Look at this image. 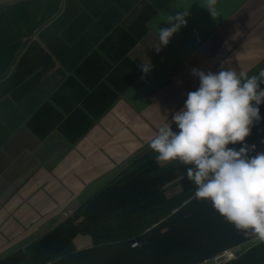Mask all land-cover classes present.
Here are the masks:
<instances>
[{"label":"crops","instance_id":"0c3cea01","mask_svg":"<svg viewBox=\"0 0 264 264\" xmlns=\"http://www.w3.org/2000/svg\"><path fill=\"white\" fill-rule=\"evenodd\" d=\"M185 11L157 52L159 29ZM214 12L207 0H0V260L150 150L199 87L191 69H264V0H217Z\"/></svg>","mask_w":264,"mask_h":264},{"label":"clouds","instance_id":"9594fccd","mask_svg":"<svg viewBox=\"0 0 264 264\" xmlns=\"http://www.w3.org/2000/svg\"><path fill=\"white\" fill-rule=\"evenodd\" d=\"M216 2L207 0L212 16ZM187 16L185 11L168 17L169 27L158 31L157 52L187 25ZM151 69V63L142 66L146 74ZM191 74L199 87L187 93L172 124L160 126L149 147L158 162L187 166L195 198L210 202L237 230H250L264 240V152L247 143L253 127L264 119V69L251 76L224 66L207 73L193 68Z\"/></svg>","mask_w":264,"mask_h":264},{"label":"trees","instance_id":"16d2710c","mask_svg":"<svg viewBox=\"0 0 264 264\" xmlns=\"http://www.w3.org/2000/svg\"><path fill=\"white\" fill-rule=\"evenodd\" d=\"M260 114L264 118V104ZM263 133L264 119L253 127L247 143L251 145ZM155 157L150 149L135 158L65 222L0 264H47L74 252L78 235L90 236L93 245H99L132 239L151 228L195 193L187 166L179 162L161 165ZM173 184L180 190L167 196V188ZM224 264H264V240L248 244Z\"/></svg>","mask_w":264,"mask_h":264},{"label":"water","instance_id":"95a60500","mask_svg":"<svg viewBox=\"0 0 264 264\" xmlns=\"http://www.w3.org/2000/svg\"><path fill=\"white\" fill-rule=\"evenodd\" d=\"M253 144L264 152V133ZM257 240L250 230H237L210 202L192 196L132 239L76 249L47 264H206Z\"/></svg>","mask_w":264,"mask_h":264},{"label":"rangeland","instance_id":"374dc122","mask_svg":"<svg viewBox=\"0 0 264 264\" xmlns=\"http://www.w3.org/2000/svg\"><path fill=\"white\" fill-rule=\"evenodd\" d=\"M247 246L248 245H244V246L240 247L239 249L235 250V253H233V255L236 257V253L243 252L244 250L247 249ZM226 259H227V256H223V257H220V258H218V259H216L214 261L208 262L206 264H224V263H226L225 262Z\"/></svg>","mask_w":264,"mask_h":264},{"label":"built area","instance_id":"2783aa9c","mask_svg":"<svg viewBox=\"0 0 264 264\" xmlns=\"http://www.w3.org/2000/svg\"><path fill=\"white\" fill-rule=\"evenodd\" d=\"M64 215H65V217H70L71 216V212H65L64 213ZM223 256H227V253L226 254H224V255H222L221 257H223ZM220 258V257H219ZM233 258H235V256L233 255L232 257L231 256H227V259H226V261L225 262H228V261H230V260H232Z\"/></svg>","mask_w":264,"mask_h":264},{"label":"bare ground","instance_id":"6f19581e","mask_svg":"<svg viewBox=\"0 0 264 264\" xmlns=\"http://www.w3.org/2000/svg\"><path fill=\"white\" fill-rule=\"evenodd\" d=\"M227 256H231V257H232V256H233V254H232V253H227Z\"/></svg>","mask_w":264,"mask_h":264}]
</instances>
